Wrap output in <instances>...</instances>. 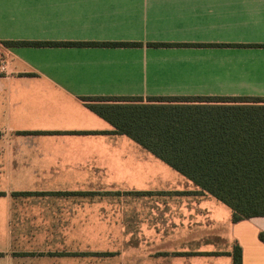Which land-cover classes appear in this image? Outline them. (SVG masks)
Instances as JSON below:
<instances>
[{
	"label": "crops",
	"instance_id": "crops-1",
	"mask_svg": "<svg viewBox=\"0 0 264 264\" xmlns=\"http://www.w3.org/2000/svg\"><path fill=\"white\" fill-rule=\"evenodd\" d=\"M94 97L264 98V0H0V264H264Z\"/></svg>",
	"mask_w": 264,
	"mask_h": 264
},
{
	"label": "trees",
	"instance_id": "trees-1",
	"mask_svg": "<svg viewBox=\"0 0 264 264\" xmlns=\"http://www.w3.org/2000/svg\"><path fill=\"white\" fill-rule=\"evenodd\" d=\"M8 44L54 46L59 43ZM84 100L116 132L129 136L193 182L199 189L195 194L209 195L229 207L233 223L264 217V98ZM260 238L264 242V233ZM230 255L233 264L243 263L238 245Z\"/></svg>",
	"mask_w": 264,
	"mask_h": 264
},
{
	"label": "rangeland",
	"instance_id": "rangeland-1",
	"mask_svg": "<svg viewBox=\"0 0 264 264\" xmlns=\"http://www.w3.org/2000/svg\"><path fill=\"white\" fill-rule=\"evenodd\" d=\"M162 205V204H161ZM153 206L156 208L157 207V205L156 204H152V206H151V209L153 208ZM165 206L164 205H162V208H161V210L164 208ZM137 209V207H134V210H136ZM165 209L166 210H169V208H166L165 207Z\"/></svg>",
	"mask_w": 264,
	"mask_h": 264
},
{
	"label": "built area",
	"instance_id": "built-area-1",
	"mask_svg": "<svg viewBox=\"0 0 264 264\" xmlns=\"http://www.w3.org/2000/svg\"><path fill=\"white\" fill-rule=\"evenodd\" d=\"M4 69H5V64L3 63V64H2V70H4Z\"/></svg>",
	"mask_w": 264,
	"mask_h": 264
}]
</instances>
